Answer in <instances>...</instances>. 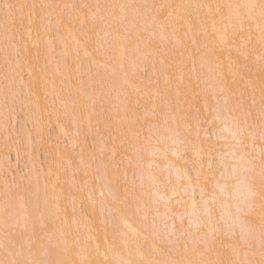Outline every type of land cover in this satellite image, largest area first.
Segmentation results:
<instances>
[{
	"label": "snow or ice",
	"instance_id": "1",
	"mask_svg": "<svg viewBox=\"0 0 264 264\" xmlns=\"http://www.w3.org/2000/svg\"><path fill=\"white\" fill-rule=\"evenodd\" d=\"M0 34L21 85L25 68L51 85L57 124L77 129L71 153L49 138L43 189L31 151L27 174L2 177L0 264H264V0H0ZM20 103L31 149L36 87Z\"/></svg>",
	"mask_w": 264,
	"mask_h": 264
},
{
	"label": "bare ground",
	"instance_id": "2",
	"mask_svg": "<svg viewBox=\"0 0 264 264\" xmlns=\"http://www.w3.org/2000/svg\"><path fill=\"white\" fill-rule=\"evenodd\" d=\"M13 2H15V0H13ZM21 2H26V3H67V4H80V3H89V4H94L97 2H101L103 3L104 0H21ZM149 2H152V0H149ZM155 2L157 3H199V2H207V3H216L219 2V0H155ZM27 38L25 37V40ZM66 42L69 45V49L70 51L75 54V45H74V39H79V34L77 33L76 36H72V35H67L65 37ZM4 41H3V36L2 34H0V50L4 51ZM58 48L56 51V56L59 57L60 56V52L62 51L61 46L59 44V41L57 42ZM29 46H30V42H29ZM132 47L135 46V42L133 41ZM156 46H159L158 44ZM32 52V58H33V62L35 63V57L37 55V50L36 49H31ZM47 55L46 49L44 48V46L42 45L41 48L39 49V64H38V68L36 70V72H34V76H38L39 73V68H43L46 60L45 57ZM81 57L83 59V53H81ZM2 58V59H1ZM71 62V59H70ZM3 63L4 64V68L6 70V78H7V86H3L4 88L2 89V87H0V193H2L3 191V182H2V177L7 176L9 180L12 179L13 175H16L18 171H16L15 173L12 172V170L9 168V162L8 161V152L5 153L6 149H5V144L8 143L11 147V149H13L14 152V156L15 158L19 157L17 155V151H16V146L17 143L20 144V140L18 139V136H15L17 133L14 130V116L13 113L12 115V121L7 125V127H5V118H6V114L9 112V109H13V106L16 105V103H18L17 105H21L20 103V95L21 93L25 90V86H33L36 87V91L39 97V104H40V111L43 113V119H44V125L42 126V130H43V137L42 139L40 137H37L36 135V131L33 130L32 135H33V144L31 149H29L26 139H25V134H26V130L27 129H32L33 128V121H29L27 123V129L25 127V120H23L22 126L21 128H19L20 130L19 133H21L20 137H22V142L24 144V149H20L19 155L21 154H26L25 159L24 157L22 158V160H29V156L27 155V153L29 151H31L32 153V162H34L35 164V172L36 174L39 175V179H40V184H41V189H43V185L45 182V174L47 173L48 170V161H49V157L48 154L46 153L45 149L47 148V142L49 140V138H51V140L53 142L59 141L60 145H61V150H64V145L68 144L69 147L67 149V151H69V153H71V145H70V141H72L73 137L76 135V126L71 122L70 118H66V117H61V121L60 124H57V117L54 114L55 109H59V103L57 102V104L55 105V108L53 107V99L54 97L50 94L51 93V85H49L48 91H49V95H47V97H45V89L43 87V84H39V86H36L33 81L32 78L28 76V70L27 68L24 69L23 72V80H24V85H21L20 83V78L19 76L15 75V65L14 63H11L9 61L6 60V56L5 53H0V64ZM84 64L85 66L87 65V61L84 60ZM157 69L159 68V64H157ZM253 69L255 68V65H252ZM127 70V68H126ZM142 70V73L144 70H146V74L147 77L142 76L140 74V71ZM117 71H119V69L117 68ZM136 80L137 82L140 81H147L148 79H152L153 81V85L155 84L156 81V76L153 74L151 66H145L144 64L139 65L136 68ZM2 74V69L0 68V75ZM109 75H111V73L109 72ZM144 75V73H143ZM3 76V74H2ZM15 76V88H12V81L13 78ZM164 84H163V79L160 80V87L163 88ZM59 87V84H58ZM3 90V91H2ZM6 92H5V91ZM5 95H7V106L5 105ZM259 99V97L257 96V100ZM15 104V105H14ZM141 104H143V100L141 101ZM16 105V106H17ZM49 113H53L51 116H49ZM93 136L94 138L91 137L92 132H90L87 135L86 138V142L85 144H82L81 146H86L87 145V139L88 137L91 141V139L95 140L96 137V132H95V120H93ZM51 127L53 130V134H50L49 131L47 130V127ZM61 127H63L66 132L68 133L67 136L64 135V133L61 132ZM80 140L81 141H85V136L83 131L81 132V136H80ZM92 141L93 143H95V141ZM36 149V153H38V150H42L43 152H45V156H46V163L44 165V168H42L39 159L37 157L38 154L34 155L33 153V149ZM96 150L97 153H99V145H96ZM78 151V149H77ZM24 152V153H23ZM75 159H78V157H75ZM25 168V173L27 174L26 171H28V169L24 166ZM42 170V171H41ZM131 172H129V179H131ZM99 187L97 184L96 187V195L97 197H99ZM86 195V193H85ZM129 223L132 224L133 227H136V224L134 222V220L129 219ZM88 227H95V225H89V226H85L83 224L80 225L81 228V234L83 236H87V228ZM100 241H103V237L101 236Z\"/></svg>",
	"mask_w": 264,
	"mask_h": 264
},
{
	"label": "rangeland",
	"instance_id": "3",
	"mask_svg": "<svg viewBox=\"0 0 264 264\" xmlns=\"http://www.w3.org/2000/svg\"><path fill=\"white\" fill-rule=\"evenodd\" d=\"M57 48H58V45H57ZM0 53L2 54V53H5V51H2V50H0ZM57 54V53H56ZM2 59V58H1ZM0 68L2 69V74H3V76H2V74L0 75V87H2V89L4 88L3 86H5L6 87V70H5V68H4V64L3 63H1L0 64ZM143 73H144V75H143ZM143 73H142V70L140 71V74L142 75V76H145V77H147V74H146V70H144L143 71ZM3 91V90H2ZM5 91V90H4ZM6 92V91H5ZM18 103H16V105H17ZM15 105V104H14ZM13 106V109H15V111H13L12 113H13V116H14V122H15V124H14V130L16 131V135L15 136H18L19 138V140H20V144H19V147H20V149H24V144H23V142H22V137H20L21 135V133H19V131L18 130H20L19 128H21V126H22V123H23V116H24V113L21 111V106L20 105H17V106ZM11 121H12V118H11ZM47 130L49 131V133L50 134H53V130H52V128L51 127H47ZM89 135H91V137L94 135L93 134V131H92V133L91 134H89ZM92 138H94V137H92ZM88 139H90L89 137H88ZM87 139V145H88V147H90V146H92L94 143L92 142L93 140L91 139V141L90 140H88ZM95 141V140H94ZM6 151V150H5ZM36 151V149H35V147H34V149H33V153H34V155H36V154H38L37 155V157H38V159H39V162H40V164H41V166H42V168H44V165H45V163H46V154H45V152H43L42 150H38V153H36L35 152ZM5 153H7V151L5 152ZM24 153V152H23ZM25 156H26V154H21V155H19V157H17V158H15V156H14V152H13V149L11 150V154L10 155H8V161H10L9 163V168L12 170V172L13 173H15L16 171H22V172H24L25 173V168H24V166H25V163H26V160H24L25 159ZM24 157V159L22 160V158ZM27 172V171H26ZM99 182H97V184H98Z\"/></svg>",
	"mask_w": 264,
	"mask_h": 264
}]
</instances>
